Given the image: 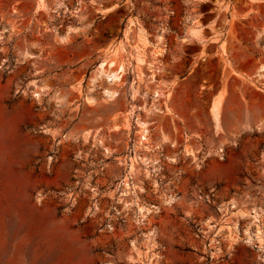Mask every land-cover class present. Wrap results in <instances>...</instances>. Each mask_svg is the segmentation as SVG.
Returning <instances> with one entry per match:
<instances>
[{"label": "rangeland", "instance_id": "1", "mask_svg": "<svg viewBox=\"0 0 264 264\" xmlns=\"http://www.w3.org/2000/svg\"><path fill=\"white\" fill-rule=\"evenodd\" d=\"M263 65L264 0H0V264H264Z\"/></svg>", "mask_w": 264, "mask_h": 264}, {"label": "bare ground", "instance_id": "2", "mask_svg": "<svg viewBox=\"0 0 264 264\" xmlns=\"http://www.w3.org/2000/svg\"><path fill=\"white\" fill-rule=\"evenodd\" d=\"M192 33L193 34H196L197 33V30L195 28H193ZM105 63H106L105 60L104 61L102 60V62L99 64V67H98V70H97L98 71V74L105 76L108 80H116V81H118L117 79H119L122 76L121 73H122L123 67L121 65H119L118 67H116L115 70H110V67L109 66L112 64V62H110V65L109 66L106 64L107 67H105ZM261 68L264 69V65L261 66ZM104 93L107 96H109V97H111V96L113 97V95H114L115 92L113 93V91L111 92L109 90H105ZM155 94H157V93H155ZM219 107H220L219 101L214 99V102L211 105V112H212V115H213V117H214V119H215L216 122H217L218 117H219V110H220ZM138 124H139L138 125V131H139V135H140L139 136L140 143H141V145L144 146V148L148 149V146H147V144L149 143V136H148L149 133H148V129H147V127H146V125H145L144 122L141 121ZM131 161L133 163H134V161L138 162V158L137 157L134 158L132 156L131 157Z\"/></svg>", "mask_w": 264, "mask_h": 264}]
</instances>
